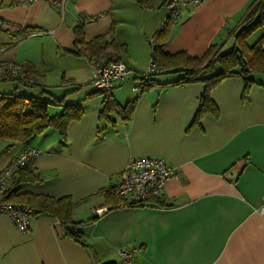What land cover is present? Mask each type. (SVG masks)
<instances>
[{
    "label": "crops",
    "instance_id": "crops-1",
    "mask_svg": "<svg viewBox=\"0 0 264 264\" xmlns=\"http://www.w3.org/2000/svg\"><path fill=\"white\" fill-rule=\"evenodd\" d=\"M22 1L9 0L1 9L0 60L35 70L40 92L24 87L25 92L49 103L58 100L48 105L53 113L73 105L79 116L67 124L64 137L50 127L13 143L0 169L26 147L37 149L34 179L18 184L17 194L70 197L78 203L73 221L80 240L50 216H33L23 232L0 213V264H124L121 250L131 253L130 264H264V219L256 212L264 203V73L251 78L247 92L241 76L219 81L209 92L217 114L193 123L204 86L166 84L181 76L170 69L179 65L158 69L146 89L133 88L147 70L150 41L161 32L167 1L68 0L63 15L46 3ZM254 1L184 6L161 36V53L201 56L212 45L221 53L230 50L237 45L233 31ZM85 16L96 20L84 24ZM76 26L86 42L105 37L121 45L106 51L131 75L116 82L110 96L131 106L128 118L116 111L108 119L101 116L108 95L89 94L85 86L99 58L76 53ZM254 31L244 43L249 47L264 37V24ZM11 143L0 141V149ZM142 156L174 167L162 196L110 208L107 189L129 158ZM231 171L237 172L233 181Z\"/></svg>",
    "mask_w": 264,
    "mask_h": 264
},
{
    "label": "trees",
    "instance_id": "trees-1",
    "mask_svg": "<svg viewBox=\"0 0 264 264\" xmlns=\"http://www.w3.org/2000/svg\"><path fill=\"white\" fill-rule=\"evenodd\" d=\"M142 5H147L146 0H137ZM163 3L167 0H161ZM83 18L81 21L83 23ZM264 24V0H255L242 16L239 22V28L235 32L236 46L227 51H220L216 45H212L201 56L184 55V53H177L174 55H163L161 53V36L165 33V30L159 32L156 38L155 45L153 47L152 55L154 60L157 61L158 69L168 68L171 64L179 65L178 67H170L171 72L180 73L181 76L174 82L166 83L168 85H183L191 82H199L204 86L203 94H201L200 105L196 113L193 123H198L200 117L206 113L217 114V108L209 97L210 89L215 86L219 81L231 76H241L246 82L245 92L253 83L250 78L251 73H264V48H262V42L264 37L260 38L252 46H247L245 43L246 38L258 29L259 26ZM75 45L78 49L75 50L78 54H86L89 58L91 55H95L99 59L97 62L106 59L119 60L114 57L112 53H108L106 49L108 47H118V43L114 41H107L105 37H99L92 41H84L82 38V31L79 26L74 28ZM80 46V47H79ZM180 63V64H179ZM29 74V77L35 78V70L30 66L25 65ZM168 69V70H170ZM155 73L154 75L158 74ZM149 78L148 86L144 85V89L153 85V76ZM17 84V83H16ZM19 86L32 87L37 86V79L35 84L20 83ZM13 85V84H12ZM13 85V90H14ZM244 92V93H245ZM101 93L97 91H90L89 94ZM111 95V94H110ZM108 95L103 103V109L100 114L104 118L109 117L113 111L122 113L126 118L129 117L131 112V106H121L112 100ZM245 96V95H244ZM46 101L41 98L33 96H27L15 91L1 92L0 93V141H10L11 144L4 147L1 150L0 156L13 147V143H23L29 138L41 134L47 128L53 127L58 129L61 136L64 137L67 124L78 118L79 110L77 106L69 105L64 108V111L59 115L49 116L47 107L49 104H59L58 100ZM31 170H20L15 180L7 188L6 199L11 203H22L29 205L34 209V216L46 215L50 216L60 222L65 229L68 236H72L77 240H80V233L76 231V224L74 222L75 208L78 203H74L70 197L52 198L47 196H32L17 194L18 184L25 181H31L34 179L30 175ZM105 203L111 207H117L122 205H134L141 204L135 202H129L124 197L116 196L112 193L111 188L107 189L105 193ZM159 198L149 199L142 204L149 201L157 200ZM141 204V205H142ZM68 229L70 231H68ZM99 264H115L114 262H106Z\"/></svg>",
    "mask_w": 264,
    "mask_h": 264
},
{
    "label": "built area",
    "instance_id": "built-area-1",
    "mask_svg": "<svg viewBox=\"0 0 264 264\" xmlns=\"http://www.w3.org/2000/svg\"><path fill=\"white\" fill-rule=\"evenodd\" d=\"M68 0H23L19 4L32 6L37 2H43L55 8L63 15ZM205 0H167L166 15L161 21L160 31L165 30L169 23H174L181 18V9L184 6H194ZM9 0H0L1 9ZM1 16V14H0ZM84 24L96 20L95 16L82 17ZM3 26L0 17V32ZM157 36L151 41V49L155 45ZM3 51L0 44V53ZM1 55V54H0ZM158 71L157 61L151 57L148 62L147 70L137 76L133 81L134 89H144L148 86L150 76ZM131 71L124 62L120 60H110L107 62H96L92 64V72L85 86L88 91H97L110 95L116 82H125L130 78ZM11 82L17 92L19 82L25 84H35L36 79L29 77L27 68L24 64L18 62H5L0 60V82ZM17 83V84H16ZM38 155L37 149L26 147L18 153L13 159L0 169V213L10 217L12 223L20 231L27 232L31 226V218L34 216V209L29 205L22 203H11L6 199L7 188L17 177L20 170H31L35 166V159ZM174 173V167L169 165L165 159L155 156L131 157L126 167L120 171L118 181L110 187L112 193L119 197H124L129 202L143 203L149 199L161 197L166 181ZM259 216L264 219V203L256 209ZM68 231H70L68 229ZM124 264H130L132 261L131 253L121 250Z\"/></svg>",
    "mask_w": 264,
    "mask_h": 264
},
{
    "label": "rangeland",
    "instance_id": "rangeland-1",
    "mask_svg": "<svg viewBox=\"0 0 264 264\" xmlns=\"http://www.w3.org/2000/svg\"><path fill=\"white\" fill-rule=\"evenodd\" d=\"M255 32V31H254ZM254 32H252L251 33V35H250V37L247 39V42H250V41H252V38H253V33ZM225 50H227V49H224V51ZM255 75H256V73H251L249 76H250V78H254L255 77ZM13 85H12V83L11 82H6V81H1L0 82V93L1 92H8V89H10L11 87H12ZM21 87V89H20V94H25V95H27V96H31V95H29V94H27L26 92H25V88H24V86H20ZM19 87V88H20ZM39 86H32V87H29V88H27L26 90H28V89H30V90H35V91H38L39 90ZM39 92H40V90H39ZM36 96V95H35ZM45 96V95H44ZM47 96H49V95H47ZM50 97V96H49ZM57 107V106H56ZM59 107H61V106H59ZM62 108V107H61ZM47 109H48V114H49V116H54V115H59V114H61L60 112H62V109H60V111L59 112H57V113H53V112H55L54 110H53V105L52 106H48L47 107ZM3 148V147H2ZM1 150L2 149H0V152H1ZM12 150V148H10V149H8L7 151H4V153L0 156V164L2 163V159L3 158H5L10 152L9 151H11Z\"/></svg>",
    "mask_w": 264,
    "mask_h": 264
},
{
    "label": "water",
    "instance_id": "water-1",
    "mask_svg": "<svg viewBox=\"0 0 264 264\" xmlns=\"http://www.w3.org/2000/svg\"><path fill=\"white\" fill-rule=\"evenodd\" d=\"M236 177H237V172L236 171H231L230 173H229V179L228 180H231V181H233L234 179H236ZM105 211L106 210H104V208H102V209H98V211H97V214L99 215V216H101V215H103L104 213H105Z\"/></svg>",
    "mask_w": 264,
    "mask_h": 264
}]
</instances>
